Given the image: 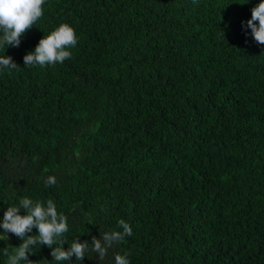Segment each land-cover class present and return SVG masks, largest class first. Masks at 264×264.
<instances>
[{"label":"trees","instance_id":"1","mask_svg":"<svg viewBox=\"0 0 264 264\" xmlns=\"http://www.w3.org/2000/svg\"><path fill=\"white\" fill-rule=\"evenodd\" d=\"M259 2L45 0L19 47H0L18 65L0 72V220L27 196L55 201L69 242L130 224L103 260L90 245L60 264H264V45L246 27ZM61 23L71 57L25 66ZM21 243L0 229V264Z\"/></svg>","mask_w":264,"mask_h":264},{"label":"clouds","instance_id":"2","mask_svg":"<svg viewBox=\"0 0 264 264\" xmlns=\"http://www.w3.org/2000/svg\"><path fill=\"white\" fill-rule=\"evenodd\" d=\"M44 3L45 0H0V47L4 50L8 46L19 47L21 36L42 17ZM246 27L251 29V35L257 44L264 45V0L252 7L251 18L247 20ZM222 35L224 36L223 32ZM76 44L74 29L67 23H61L44 35L35 49L23 57L24 65L45 67L62 64L71 57L68 49ZM17 66L11 56H0V72H10ZM44 183L46 187L55 185V176H48ZM21 209L25 214L21 215ZM33 228L37 230V234L29 235ZM117 228L122 231H106L100 238L93 236L91 243L87 240L81 242L79 238L69 242L63 238L69 230L68 218L58 212L55 201H34L25 196L18 203L9 205L0 220V229H3L4 234L12 233L22 241L19 246L12 247L11 251L4 248L2 255L6 257V264H36V261L29 259V253L39 244L50 248L53 260L60 264L71 261L72 257L83 261L91 245V250L98 254L97 259L103 260L109 248L132 235V228L124 219L118 221ZM66 242L69 244L67 250L64 248ZM114 259L115 264H130L127 254L117 253Z\"/></svg>","mask_w":264,"mask_h":264}]
</instances>
